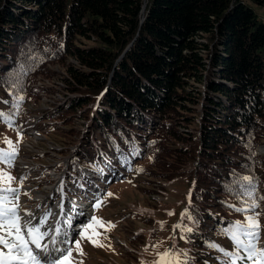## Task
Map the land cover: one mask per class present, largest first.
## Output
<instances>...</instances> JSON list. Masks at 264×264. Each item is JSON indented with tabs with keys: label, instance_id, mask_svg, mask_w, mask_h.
Masks as SVG:
<instances>
[{
	"label": "trees",
	"instance_id": "1",
	"mask_svg": "<svg viewBox=\"0 0 264 264\" xmlns=\"http://www.w3.org/2000/svg\"><path fill=\"white\" fill-rule=\"evenodd\" d=\"M250 2L264 7V0H0V81L18 77L25 97L15 120L30 116L45 93H60L63 102L49 113L64 117L57 127L64 138L82 139L77 154L90 169L147 184L155 175L189 178L196 223L184 225L201 248L188 254L191 264H218L206 241L233 248L219 230L245 219L228 207L240 206L228 191L238 188V176L254 177L264 197V154L257 152L264 144V20ZM55 64L61 74L51 71ZM45 75L60 76L62 86L36 87ZM3 101H12L7 83L0 85L7 113ZM39 117H32L36 129ZM77 121L91 122V130H63ZM85 145L97 161L80 156ZM258 203L259 212L264 200Z\"/></svg>",
	"mask_w": 264,
	"mask_h": 264
},
{
	"label": "rangeland",
	"instance_id": "2",
	"mask_svg": "<svg viewBox=\"0 0 264 264\" xmlns=\"http://www.w3.org/2000/svg\"><path fill=\"white\" fill-rule=\"evenodd\" d=\"M250 5L264 20V7L251 2ZM78 44L81 45L79 42ZM50 69L59 74L62 73L61 66L58 64L52 65ZM59 78L61 77L59 76ZM59 78L58 76L52 77L51 75L48 77L45 75L39 78L36 87L57 90L62 86L58 81ZM61 97L60 93H55V95H50L49 92L45 93L33 105L34 109L30 107V116L15 120V128L23 137L22 141H19L16 130L8 128L4 123H0V148H7V145L3 142L5 138H9L13 142L19 141L18 154L22 152V155L16 160L17 170L19 173L21 172V177H27L24 181V190L30 193V196L25 198L23 206L32 213L34 212V215L37 217L42 215V212L45 210L44 204L50 199L48 195L52 193L56 194L55 199L52 200L53 203L60 200V194L57 192L58 181L61 179L63 173L65 178V167L66 173L71 171V164L68 159L72 156L69 151L72 147H77L80 142L77 140L75 145L73 144L75 138H72V136L64 138L62 131L57 128L58 124L63 122L64 117L52 118L49 113L52 109L51 107L58 101L60 103L63 102ZM36 115H39V118H41L40 123L37 125L40 133L35 131L36 129H34L33 125L32 117ZM43 115L47 117L42 118L44 117ZM77 122L78 125L74 123L66 124L63 130H72L76 127L81 130L82 134H87L91 130V122L86 123L84 126H82L80 121ZM259 150L264 151V144L260 146ZM96 153L95 148H91L88 153L85 145L80 156L86 155L84 158L97 161L95 157ZM65 162L66 165L64 164L63 166ZM74 162L77 161L74 160ZM83 162L85 165H91L86 159ZM57 167L58 170L56 169ZM77 172L78 170L72 176H75ZM104 172L99 183L95 180L91 181L87 179V172L83 173V171H80V176L78 177L82 179L83 183H87L90 180L89 184H93V182L94 184H98L96 187L90 186L89 188L92 192V199L95 198L96 194H104L102 207L96 211L95 215L106 222L111 221L116 227L104 233L108 239L94 237L104 244L105 247H94L91 243L84 240L81 241L84 255L81 257L74 252L73 257L82 261V264H141V262L143 264H152L156 259V252H164L166 249L172 247L173 244L178 251L184 250L188 254L194 248L197 250L201 249L198 243H191L190 238L186 236V233H182L180 229H176L175 232L173 231V226L181 223V214L185 209H188L187 193L191 183L189 178L167 181L160 177V175H155L147 184L145 181L142 182L138 177H133V174H130L128 177L124 176L112 180L113 173L110 174L111 176H106ZM10 174L16 178V181H19L14 168L10 170ZM94 176L90 177L96 179L93 178ZM72 180L75 181L74 178ZM12 186L16 187L17 184L13 182ZM77 188L75 185H67L65 193L77 199ZM108 192L113 193V196L107 197L106 193ZM41 197L46 198V200H41ZM77 200L80 201L79 203L87 202L86 198L84 200ZM46 206H50V203ZM50 209L52 211L56 210V204L52 205ZM70 210L71 203L69 208H66L64 205L65 214L69 213ZM170 212L174 213V215H169L168 213ZM79 213H82V215ZM84 214L83 210L76 206V211L72 213V225L80 221L81 218H84ZM59 219H61L60 216ZM187 220L185 218L183 224ZM259 220L264 235V212L261 213ZM158 222H163V229H161V225ZM61 224L63 227L62 220ZM202 225L206 229H210V225L207 222H203ZM73 229L75 230L74 226L65 228L68 236L73 235ZM98 230L104 232L103 228H98ZM88 234H92V230H89ZM181 235H184L186 238L181 239ZM135 236H138V238H135ZM170 237H174V239H170ZM63 238V236L60 237V239ZM134 238L135 240H133ZM136 239L139 241H136ZM192 239L196 240L195 238ZM196 241L199 242L198 239ZM109 244H111L110 248L107 247ZM153 244H159L160 247L153 249L151 247ZM263 244L262 242L261 246ZM221 246L229 250L226 245ZM145 247L148 248L147 251L144 250ZM197 253L199 252L194 251L193 255ZM194 264L200 263L195 262Z\"/></svg>",
	"mask_w": 264,
	"mask_h": 264
},
{
	"label": "snow or ice",
	"instance_id": "3",
	"mask_svg": "<svg viewBox=\"0 0 264 264\" xmlns=\"http://www.w3.org/2000/svg\"><path fill=\"white\" fill-rule=\"evenodd\" d=\"M20 67V74L26 75L27 70L23 68V65ZM31 70H34V67ZM4 83L8 84L12 101L11 103L3 101V103L9 104L10 111L7 113L0 111V123L16 130L19 141H22L23 137L15 128V118L22 111L21 105L25 97L18 94L21 87L18 77H14L10 82L0 81V85ZM3 142L7 148H0V264H82V261L73 257L74 252L81 257L84 255L81 241L86 240L94 247H105L94 237L108 239L104 233L115 228L116 225L95 215L96 211L102 207L104 194L95 195L91 214L87 216L85 222L78 225L75 238L69 239L65 228L73 226L72 213L76 211V205L74 201L70 202L71 210L65 214L64 199L66 194L63 183L57 187L60 200L57 202L56 208L59 209V213L45 209L39 217L34 215L20 203L22 194L30 196V193L21 191L27 177L22 176L19 181H16V178L10 174V170L14 168L18 158V142H13L9 138H5ZM131 154L138 155L139 149L133 147ZM122 162L130 163L127 157ZM139 171L143 170L139 169ZM13 182L17 184L16 187L12 186ZM233 183L238 185V188L229 187L228 191L237 197L240 206L229 204L228 207L242 214L245 219L233 221L227 227H222L219 230L221 235L231 240L233 248L226 250L212 241H206V246L219 253L218 264H264V246H261L262 226L259 220L261 213L257 211L258 200H264V197H257L258 184L255 178L250 175L238 176ZM106 196L112 197L113 193L108 192ZM188 200L190 205V193ZM79 214L82 215V213ZM168 214L174 215L171 212ZM57 215L61 219H56ZM50 218L54 223H49ZM185 218L192 221L193 224L196 223L188 209H185L181 214V223L173 226L174 232L176 229H180L182 233L193 231L192 227L183 224ZM158 223L163 229V222ZM98 228H103L104 232H100ZM89 230H92V234H88ZM61 236L64 238L60 239ZM180 238L185 239L186 237L181 235ZM170 239H174V237H170ZM107 247L110 248L111 244ZM151 247L156 249L160 245L153 244ZM144 250L147 251L148 248L145 247ZM155 255L156 259L152 264H191L187 251H178L174 244L164 252H156Z\"/></svg>",
	"mask_w": 264,
	"mask_h": 264
},
{
	"label": "bare ground",
	"instance_id": "4",
	"mask_svg": "<svg viewBox=\"0 0 264 264\" xmlns=\"http://www.w3.org/2000/svg\"><path fill=\"white\" fill-rule=\"evenodd\" d=\"M65 160V159H64ZM85 173V172H84ZM64 178V173L62 174V177L61 179ZM53 192H54V189H53ZM39 195V194H38ZM40 198V197H39ZM44 199V197H41V200ZM77 208H81L83 210L84 213H86L89 209L87 208V206L85 204H82V203H79V202H75ZM54 213H59V209L56 208V210L54 209L53 210ZM56 219H59V215L56 216ZM53 221V220H52ZM52 221L50 223H52ZM74 228H76V223L73 225ZM74 230V229H73ZM68 238H71V236H68Z\"/></svg>",
	"mask_w": 264,
	"mask_h": 264
},
{
	"label": "water",
	"instance_id": "5",
	"mask_svg": "<svg viewBox=\"0 0 264 264\" xmlns=\"http://www.w3.org/2000/svg\"><path fill=\"white\" fill-rule=\"evenodd\" d=\"M144 10H145V8H144Z\"/></svg>",
	"mask_w": 264,
	"mask_h": 264
}]
</instances>
